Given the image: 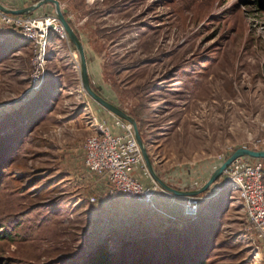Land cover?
<instances>
[{"label": "rangeland", "instance_id": "1", "mask_svg": "<svg viewBox=\"0 0 264 264\" xmlns=\"http://www.w3.org/2000/svg\"><path fill=\"white\" fill-rule=\"evenodd\" d=\"M57 1L104 50L102 76L91 82L134 115L157 172L192 173L201 159L264 140V12L256 0ZM18 36L0 23V118L19 109L28 123L0 146V231L13 237L0 241V261L88 264L98 245L122 247V236L133 232L126 215L143 204L114 202L102 213L109 223L88 205L91 193L77 180L91 129L74 52L49 31L44 79L32 89L30 45ZM212 194L188 218L213 243L212 263L264 264L262 244L244 230L235 186L225 179ZM152 200L165 227L182 215L184 198L157 190Z\"/></svg>", "mask_w": 264, "mask_h": 264}, {"label": "built area", "instance_id": "2", "mask_svg": "<svg viewBox=\"0 0 264 264\" xmlns=\"http://www.w3.org/2000/svg\"><path fill=\"white\" fill-rule=\"evenodd\" d=\"M44 19L56 23L61 30L57 33L67 40L54 16L34 18L0 13V23L30 45L32 89L41 86L45 75L46 38L49 30L38 26L39 20ZM110 116L112 119L110 124L107 121H96L91 117L89 120L91 130L81 145L82 173L98 185V191L88 198V205L99 211L104 223H109V219L107 214L102 213L113 206L114 202L119 201L124 205L143 204L153 209L152 198L155 191L160 190L144 166L140 149L129 125L111 114ZM251 143L253 150H264V140H251ZM227 153L229 152L218 155L217 160H224ZM138 177L147 179L148 186L142 184ZM224 179H228L238 191V198L242 202L247 220L244 230L264 248V160L239 158L229 166ZM222 188L224 186L214 189L215 194ZM213 192L203 198L212 197ZM184 200L183 216L195 217L199 200L202 198L198 196Z\"/></svg>", "mask_w": 264, "mask_h": 264}, {"label": "trees", "instance_id": "3", "mask_svg": "<svg viewBox=\"0 0 264 264\" xmlns=\"http://www.w3.org/2000/svg\"><path fill=\"white\" fill-rule=\"evenodd\" d=\"M38 1H35L34 3ZM256 4L262 10V12H264V0H256ZM52 9L53 11L50 16H53L54 14V8L52 7ZM64 15L81 41L78 30L75 27V22L70 20L68 13L64 12ZM47 40V43L50 44L51 37L48 36ZM67 44L70 50H74V47L69 42H67ZM90 85L96 94L111 102L100 92L102 86H94L91 81ZM89 101L91 100L89 99ZM91 102L94 103L93 101ZM118 108L134 118V115L126 112V110L123 108ZM22 113L23 110L19 109H11L10 111H7V113H2L3 115L0 118V132H3V137L0 135V146H2L5 142H9L10 140H16L21 132L19 128L28 124L27 123L24 125V121L22 122ZM26 128L27 126L25 127V130ZM30 128L31 124L28 126V129ZM140 136L141 140L143 141L144 137L142 136L141 132ZM143 143L146 144L145 141H143ZM246 148L253 150V148L249 146H246ZM233 152L227 153L224 160H226V158H228ZM224 160L220 162L222 163ZM251 160L258 161L255 159ZM3 173V166L0 160V186ZM223 177L218 179L214 185L219 184L221 180L224 181ZM199 187L187 190L191 191ZM211 192L212 191L205 192L199 197H206ZM149 210L152 209L144 207L143 205H138L136 207V212L138 214L136 216L138 218H132L130 220V224L127 227L128 231L133 232H129L131 233L130 236L128 233H126L125 236H122L125 239L122 247H120L118 251H111L104 247V245H98L96 249L92 251V254L88 259V264H213L211 253L214 250V245L208 238L201 237L202 235L200 234V227L195 221L196 218L195 220H190L186 217H183L182 214L177 218H168L169 221L167 220V223L169 224L166 227L164 226L166 224H160L158 226L160 220L158 215L153 213L154 211ZM221 210H223V208H221ZM142 218L144 219L142 220ZM2 228L3 227L0 225V230H2ZM211 232L212 234L214 233L213 229ZM3 240H8L11 242L13 241V237L4 233L3 231H0V241ZM0 264H2L1 261Z\"/></svg>", "mask_w": 264, "mask_h": 264}, {"label": "water", "instance_id": "4", "mask_svg": "<svg viewBox=\"0 0 264 264\" xmlns=\"http://www.w3.org/2000/svg\"><path fill=\"white\" fill-rule=\"evenodd\" d=\"M46 5H50L54 8V18L58 25L64 31L67 41L74 47V55L77 57L78 63V75L80 80V86L85 96L97 104L100 108L108 112L109 114L119 118L120 120L126 122L132 130L135 141L140 149L144 166L152 179V181L157 185V187L163 193L172 196L173 198H189L198 197L205 192L213 191L214 184L218 179H221L226 173L229 166L239 158H250L255 160H264V150H252L248 148H238L236 149L226 160H224L210 175V177L203 183L199 188L195 190H178L170 185H168L158 174L154 168V164L151 161L149 153L147 151V146L141 140L140 131L136 120L129 116L127 113L119 109L113 103L105 100L98 94L94 92L90 85L87 62L85 59L84 47L78 36L76 35L73 27L70 25L68 19H66L64 12L62 10L61 4L57 0H40L28 7L21 9H12L0 3V13L13 15V16H25L30 15L38 9L43 8ZM225 186V179L222 183Z\"/></svg>", "mask_w": 264, "mask_h": 264}, {"label": "crops", "instance_id": "5", "mask_svg": "<svg viewBox=\"0 0 264 264\" xmlns=\"http://www.w3.org/2000/svg\"><path fill=\"white\" fill-rule=\"evenodd\" d=\"M13 1L14 0H0V3L9 7V8H12V9H21V8L28 7V6L32 5V3L30 2L32 0H16L18 3L16 1H14V4H13ZM50 9H52V7L50 5H46L43 8L38 9L35 12H32L29 16L37 18V16L41 15V13L43 14L44 12H46L47 10H50ZM52 11H53V9H52ZM52 11H51V13H52ZM49 15H51V14H49ZM75 27L78 30V34L81 38L83 45L86 43V47L88 48V50H87L86 47L84 46L85 59L87 62V67H88L89 81H91L92 79L99 80V77L101 78V76H102L100 74L102 73V64L104 63V58H105L104 50L97 49V47L94 44V40H93L91 34L85 33L86 28L84 26L82 28H80L76 24ZM92 35H93V33H92ZM67 47H68L69 51L74 52V50H70L68 44H67ZM97 60L99 62H97ZM91 83L94 85L93 82H91ZM94 86H96V85H94ZM85 102H86V107H85L86 113L85 114L88 116L89 120L91 117H93L94 119H96V121H100V122L107 121V123H109V124L112 123L111 116L108 112H106L105 110H103L99 106H97L94 103H92L91 101H89L88 98H85ZM220 163L221 162L219 160H217L216 158H206V159H201L198 161V163L194 164V168H193L194 171L192 173H189V171H180L178 173L177 172L178 169H173L169 173V176L163 174L162 171H158V174L171 187H173L172 186L173 182L180 179L183 182V186L178 190H187L188 187H189V189H190V187L196 188V187L201 186L203 183H205L206 180L210 177V175L219 166ZM80 165H81V163H80ZM81 167L82 166H80V171H78V172L82 171ZM81 174L83 175V178L77 180V182L79 184H81L83 188L88 189V191H90L91 194L89 196L95 194L98 191V185L95 182H92L91 179L88 178L87 176H85L82 172L80 173V176H81ZM138 179L141 181L142 184H146V186H148V180L147 179H144V178L140 179L139 177H138ZM223 179H224V177H223ZM222 181L223 180H221L219 182V184L215 185L214 188L215 189L219 188L223 183ZM213 191L215 192L216 190H213ZM157 194L159 195L160 193H156L155 196ZM163 196H166L167 198L169 197L165 193H163ZM157 208H158V206L155 204L154 208L152 210H149V211H154L153 213H156V215L159 216L160 211ZM132 211L133 212L130 214L127 213L126 217H129L130 215H131L130 216L131 218L137 217L136 215H138V214L135 213L136 210H132ZM143 219L144 218H142V220ZM162 223L163 222L161 220H159L158 226L160 224L162 225Z\"/></svg>", "mask_w": 264, "mask_h": 264}, {"label": "bare ground", "instance_id": "6", "mask_svg": "<svg viewBox=\"0 0 264 264\" xmlns=\"http://www.w3.org/2000/svg\"><path fill=\"white\" fill-rule=\"evenodd\" d=\"M25 16H29V15H25ZM46 20L47 19H44V20H39V22H38V26L39 27H41V28H44V29H46L47 28V30H49V31H61L60 30V28L59 27H57V24L56 23H54V22H50L49 20H47V22H46ZM50 22V23H49ZM49 23V24H48ZM46 54V53H45ZM75 56V59H76V61H77V57H76V55H74ZM45 57H46V55H45ZM88 68V67H87Z\"/></svg>", "mask_w": 264, "mask_h": 264}]
</instances>
